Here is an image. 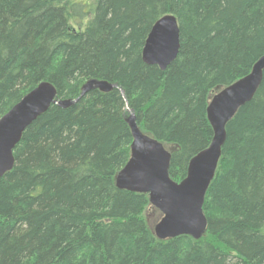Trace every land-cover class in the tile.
<instances>
[{
  "label": "trees",
  "instance_id": "trees-1",
  "mask_svg": "<svg viewBox=\"0 0 264 264\" xmlns=\"http://www.w3.org/2000/svg\"><path fill=\"white\" fill-rule=\"evenodd\" d=\"M167 15L181 46L163 72L143 50ZM263 56L264 0H0V119L43 82L60 100L93 79L124 93L52 106L25 131L0 178V264H264V79L226 128L201 239H158L141 217L149 196L116 184L132 158L128 108L173 147L182 183L214 138L211 93Z\"/></svg>",
  "mask_w": 264,
  "mask_h": 264
},
{
  "label": "water",
  "instance_id": "water-1",
  "mask_svg": "<svg viewBox=\"0 0 264 264\" xmlns=\"http://www.w3.org/2000/svg\"><path fill=\"white\" fill-rule=\"evenodd\" d=\"M180 46L178 20L167 15L153 26L143 50V61L164 72L177 60ZM263 79L264 56L248 76L224 88L213 98L208 107V118L214 130L213 141L191 161L188 177L179 184L169 174L171 152L140 130L136 115L128 108L127 123L134 140L132 158L117 175L116 184L120 189L148 195L150 203L163 213V219L155 228L158 239L185 236L199 240L206 234L208 220L203 205L222 158L226 128L239 109L254 99ZM115 89L124 94L115 84L93 79L81 88L77 100H60L56 87L49 82H43L29 92L0 119V178L14 169V151L25 131L52 106L69 109L90 92L110 93Z\"/></svg>",
  "mask_w": 264,
  "mask_h": 264
},
{
  "label": "rangeland",
  "instance_id": "rangeland-1",
  "mask_svg": "<svg viewBox=\"0 0 264 264\" xmlns=\"http://www.w3.org/2000/svg\"><path fill=\"white\" fill-rule=\"evenodd\" d=\"M222 90L219 89V90H216L215 92L211 93L210 98H209L210 104L213 101V98ZM166 149L168 151L172 152L173 147L172 146H166ZM141 217L144 219V221L146 222L149 229L155 234V228L161 222V220L163 219L164 216L160 210H158L151 203H149L148 206H146V208L143 210Z\"/></svg>",
  "mask_w": 264,
  "mask_h": 264
}]
</instances>
